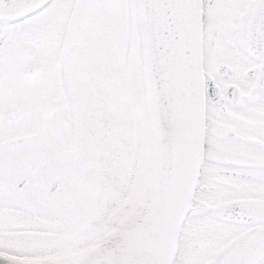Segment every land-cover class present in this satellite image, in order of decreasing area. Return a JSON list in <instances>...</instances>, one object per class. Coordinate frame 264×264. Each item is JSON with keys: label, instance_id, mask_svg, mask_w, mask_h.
<instances>
[{"label": "snow or ice", "instance_id": "6c2138e0", "mask_svg": "<svg viewBox=\"0 0 264 264\" xmlns=\"http://www.w3.org/2000/svg\"><path fill=\"white\" fill-rule=\"evenodd\" d=\"M0 264H264V0H0Z\"/></svg>", "mask_w": 264, "mask_h": 264}]
</instances>
